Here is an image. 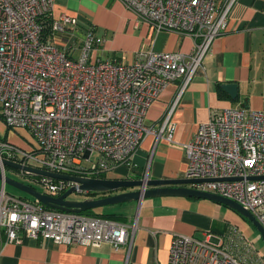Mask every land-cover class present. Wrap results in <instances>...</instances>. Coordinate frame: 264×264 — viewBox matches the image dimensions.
I'll return each mask as SVG.
<instances>
[{
	"label": "built area",
	"instance_id": "2783aa9c",
	"mask_svg": "<svg viewBox=\"0 0 264 264\" xmlns=\"http://www.w3.org/2000/svg\"><path fill=\"white\" fill-rule=\"evenodd\" d=\"M156 31L194 39L192 53L141 50L133 63L94 57L103 40L90 27L70 48L54 41L78 19H53L55 0H0V116L25 128L37 147L0 140V161L10 159L47 171L101 177L130 165L150 134L174 141L173 108L160 129L146 123L149 108L172 82L181 87L175 105L222 35L237 0H118ZM222 1V2H221ZM221 2V3H220ZM52 18L45 36L42 18ZM79 53L75 57L74 52ZM73 51V53H72ZM174 105V106H175ZM187 177L210 179L192 187L235 200L264 227V110L228 107L200 124L185 144ZM95 155V158H94ZM0 186V257L9 243L49 238L59 244L131 248L136 223L62 211ZM43 193L57 197L74 183L20 171ZM86 194V198L92 195ZM167 264H264V256L235 226L200 239L175 233Z\"/></svg>",
	"mask_w": 264,
	"mask_h": 264
},
{
	"label": "crops",
	"instance_id": "0c3cea01",
	"mask_svg": "<svg viewBox=\"0 0 264 264\" xmlns=\"http://www.w3.org/2000/svg\"><path fill=\"white\" fill-rule=\"evenodd\" d=\"M63 14L77 17L78 24L69 27L67 33H56L55 43L70 48L93 27L103 40L95 49V58L133 63L141 50L192 53L194 49L190 35L156 31L149 23L137 20L118 0H55L52 18L59 19ZM78 53L76 50L73 56ZM227 83L239 85L236 99L223 88ZM180 87V81L170 83L149 108L146 118L148 125L160 129L165 115L174 107V141L148 135L130 165L116 166L106 177H187L185 144L194 139L201 123L209 120L214 112L228 107L264 110V0H237L230 11L226 31L216 38L204 60V69L175 105ZM10 141L25 149L36 145L31 139L18 137ZM199 200L146 198L138 203L136 212L135 201L98 212L115 215L118 221L127 224L136 223L130 249L127 245L115 249L109 243L92 247L32 238L5 245L0 264H167L175 233L204 239L209 233L221 232L216 222L200 208Z\"/></svg>",
	"mask_w": 264,
	"mask_h": 264
},
{
	"label": "water",
	"instance_id": "95a60500",
	"mask_svg": "<svg viewBox=\"0 0 264 264\" xmlns=\"http://www.w3.org/2000/svg\"><path fill=\"white\" fill-rule=\"evenodd\" d=\"M223 88L232 96L233 99H236L238 97L239 85L237 83L224 84ZM0 163L5 167H10L15 170L25 171L38 176H46L74 183V185L71 186L63 194L54 197L39 191L37 188L29 185L28 183L7 176L4 178L6 184L11 185L31 195L33 198L39 200L44 205L54 209L82 213L88 210H94L96 208H101L108 205L129 203L132 201L141 202L146 198L185 197L207 199L225 204L238 211L244 217L248 218L249 221L261 233L264 241V227L250 210L246 209L235 200L229 199L216 193L202 191L191 186L193 184L205 182L206 180L210 179L191 177H180L172 179H150L148 177H144L141 179H119L108 177L90 178L47 171L39 167L24 165L22 163L6 158L2 159ZM259 178H264V175L251 177V179ZM0 179H3L2 172H0ZM76 191H79L81 193H96V195L102 196H91L82 201H74L68 199L69 196Z\"/></svg>",
	"mask_w": 264,
	"mask_h": 264
},
{
	"label": "rangeland",
	"instance_id": "374dc122",
	"mask_svg": "<svg viewBox=\"0 0 264 264\" xmlns=\"http://www.w3.org/2000/svg\"><path fill=\"white\" fill-rule=\"evenodd\" d=\"M131 12V11H130ZM133 13V12H131ZM134 14V13H133ZM18 137L19 139H31L36 144L33 136L27 131L25 128H9L7 124L4 122L3 118L0 116V140L10 141ZM11 142V141H10ZM37 145V144H36ZM95 158V155H94ZM6 168V176L14 178L16 180L22 182H29L27 178L20 173L19 170H15L10 167ZM3 171L2 164L0 163V172ZM111 172V171H110ZM109 173V172H108ZM3 184V179H0V186ZM36 188L43 192V189L39 185H35ZM7 192L25 199H32L33 197L11 185L6 184ZM130 190V189H129ZM74 201H82L86 199V194L76 191L72 193L69 198ZM139 201H135V212L137 210ZM127 204V203H124ZM121 204L116 205H108L101 208L94 209L95 212H105L111 208L119 207ZM200 208H202L203 212L209 215L215 222L216 227L219 229L220 234H222L228 227L235 226L239 231H242L248 241H250L255 248L264 256V241L261 236V233L257 230V228L249 221L248 218L241 215L238 211L232 209L231 207L215 202L207 199H200L199 204Z\"/></svg>",
	"mask_w": 264,
	"mask_h": 264
},
{
	"label": "trees",
	"instance_id": "16d2710c",
	"mask_svg": "<svg viewBox=\"0 0 264 264\" xmlns=\"http://www.w3.org/2000/svg\"><path fill=\"white\" fill-rule=\"evenodd\" d=\"M52 21H53L52 18L49 17V16L42 18V22L44 24V34H45V36L49 37V36L52 35ZM25 140L28 141V138H26ZM35 147H37V146L35 145ZM101 177L106 178V175H102ZM25 183H28L29 185H31V186L36 188V186L33 183H31V182H25ZM87 194L88 195H92V196H96V197L98 196V195H96V193H87ZM191 199H196V198H191ZM82 214L91 215V216H99V217H104V218L117 220L114 217L115 215L108 214V213H97L94 210H88V211L82 212Z\"/></svg>",
	"mask_w": 264,
	"mask_h": 264
},
{
	"label": "flooded vegetation",
	"instance_id": "af4514ba",
	"mask_svg": "<svg viewBox=\"0 0 264 264\" xmlns=\"http://www.w3.org/2000/svg\"><path fill=\"white\" fill-rule=\"evenodd\" d=\"M102 196V195H101ZM94 197V196H93ZM96 197V196H95ZM98 197V196H97Z\"/></svg>",
	"mask_w": 264,
	"mask_h": 264
}]
</instances>
